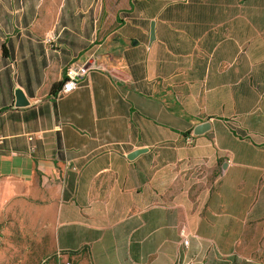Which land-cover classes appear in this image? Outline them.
<instances>
[{
  "label": "crops",
  "instance_id": "1",
  "mask_svg": "<svg viewBox=\"0 0 264 264\" xmlns=\"http://www.w3.org/2000/svg\"><path fill=\"white\" fill-rule=\"evenodd\" d=\"M106 3L4 17L0 213L52 212L73 264H264V0Z\"/></svg>",
  "mask_w": 264,
  "mask_h": 264
},
{
  "label": "rangeland",
  "instance_id": "2",
  "mask_svg": "<svg viewBox=\"0 0 264 264\" xmlns=\"http://www.w3.org/2000/svg\"><path fill=\"white\" fill-rule=\"evenodd\" d=\"M7 1V2H6ZM47 0H44V3ZM17 11H12L9 4L13 0H0V80H6L4 74V63L7 61L3 57L2 45H11L19 41L17 29L6 28L3 24L4 17L19 18L24 14L21 8L27 11L26 0H17ZM6 6L7 11L3 9ZM14 20V19H13ZM28 39L25 43L28 44ZM53 213L39 209L36 214L38 221L34 227L30 221L28 211L22 213H0V264H54L53 260L58 253L55 250V239L53 225Z\"/></svg>",
  "mask_w": 264,
  "mask_h": 264
},
{
  "label": "built area",
  "instance_id": "3",
  "mask_svg": "<svg viewBox=\"0 0 264 264\" xmlns=\"http://www.w3.org/2000/svg\"><path fill=\"white\" fill-rule=\"evenodd\" d=\"M89 74V66L87 64L74 63L69 65L65 69V78L62 81V86L57 93L56 99L61 100L68 95L72 94L79 88H81L85 78ZM182 237L184 240V245H189V240L186 230H182ZM57 264H73L69 260H63L60 255H58Z\"/></svg>",
  "mask_w": 264,
  "mask_h": 264
},
{
  "label": "trees",
  "instance_id": "4",
  "mask_svg": "<svg viewBox=\"0 0 264 264\" xmlns=\"http://www.w3.org/2000/svg\"><path fill=\"white\" fill-rule=\"evenodd\" d=\"M124 2L125 0H107L106 3V8L108 10L109 15H112L113 13H115L117 10H120L123 6H124ZM7 51L6 48H3V57H7ZM62 83L60 84V86H54L51 90V95L52 96H57V93L59 92V90L61 89ZM54 264H57L58 262V256H55V259L53 260Z\"/></svg>",
  "mask_w": 264,
  "mask_h": 264
},
{
  "label": "water",
  "instance_id": "5",
  "mask_svg": "<svg viewBox=\"0 0 264 264\" xmlns=\"http://www.w3.org/2000/svg\"><path fill=\"white\" fill-rule=\"evenodd\" d=\"M155 41V23H151V32H150V42L153 43ZM211 128L209 123H203L195 128L194 134L196 136H201L207 133ZM135 157V153L130 155V158L133 159Z\"/></svg>",
  "mask_w": 264,
  "mask_h": 264
}]
</instances>
